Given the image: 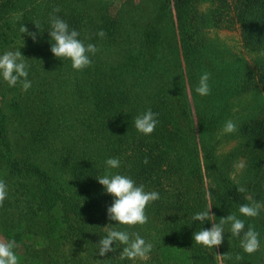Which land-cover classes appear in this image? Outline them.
Returning a JSON list of instances; mask_svg holds the SVG:
<instances>
[{
  "label": "trees",
  "instance_id": "16d2710c",
  "mask_svg": "<svg viewBox=\"0 0 264 264\" xmlns=\"http://www.w3.org/2000/svg\"><path fill=\"white\" fill-rule=\"evenodd\" d=\"M145 2L0 0V50L14 43L32 85L27 92L19 83L1 88L0 78V99L12 108L8 116L0 108V180L7 185L0 239L16 241L19 264H217L216 254L231 255L221 264H264V209L255 218L239 215L248 197L264 203V0ZM52 16L97 47L90 67L76 71L51 52ZM232 21L250 62L240 55L229 61L208 35ZM22 26L37 39L21 33ZM101 30L106 37L97 35ZM205 72L211 91L200 96L195 88ZM244 93L259 108L241 110L237 130L221 133L238 103L232 99ZM148 109L158 124L146 136L134 119ZM12 124L19 127L14 133ZM222 139L236 144L219 154ZM109 158L120 167L108 169ZM236 158L245 165L238 183L230 176ZM106 172L159 193L146 208V224L108 219L115 198L97 181ZM210 208V221L192 220ZM231 213L245 231L254 226L259 233L256 253L243 252V233L232 236L230 225L218 248L195 244V232ZM109 225L151 243L148 258L119 260L123 246L115 242L116 251L101 257L96 245Z\"/></svg>",
  "mask_w": 264,
  "mask_h": 264
},
{
  "label": "clouds",
  "instance_id": "9594fccd",
  "mask_svg": "<svg viewBox=\"0 0 264 264\" xmlns=\"http://www.w3.org/2000/svg\"><path fill=\"white\" fill-rule=\"evenodd\" d=\"M59 12L60 9H54ZM36 27L40 29L39 24L35 23ZM51 29L49 35L51 37L52 46L51 52L58 59H67L71 61V66L76 71H82L92 64L91 56H94L98 51L94 44H87L81 41L79 32L69 29V25L56 16L50 17ZM41 30V29H40ZM21 33L31 36L35 41L37 36L35 33L28 32L24 26L20 29ZM97 35L100 38L106 37L104 31H99ZM260 55L264 56V52ZM25 57L21 51H6L0 55V78L6 82L10 87H16L19 83L23 91L27 92L31 88V81L28 77V65L25 63ZM210 73H203L200 78L195 91L200 96H207L210 94ZM156 113L151 109L141 113L134 119V126L136 130L144 135H151L157 127L158 119ZM237 130L236 124L232 120L225 122L222 132L225 134H232ZM144 164L148 160L143 161ZM108 169H118L120 161L118 158H109L105 161ZM242 167V165H241ZM100 185L104 186L107 194L113 196L114 202L107 208V217L110 221L117 222L118 225L134 227L136 225H144L148 222L146 215L147 206L157 201L159 193L156 191H146L143 184L137 186L134 180L126 175L114 174L106 172L105 175L97 178ZM238 191L244 192L243 187ZM7 198V185L3 180H0V206ZM247 204L239 207V215L248 218L257 217L261 210L264 209V203L251 200ZM211 209L196 213L193 221H210L212 215ZM230 225V232L232 236L240 237L243 233V238L240 240V247L243 252L252 255L260 249L259 233L254 226H249L245 231V223L238 218L236 213H231L226 218L219 220L218 224L213 223L210 230L202 229L194 233V241L196 245H201L209 249L218 248L222 243L225 233L224 226ZM106 235L96 245L99 249L101 257L106 256L109 252H115L116 249L112 247L113 243L122 245L123 251L120 253L119 260L144 261L148 258L152 251V244L146 242L138 233L131 235L127 231L117 230L111 225L104 228ZM17 248V243L14 239L4 240L0 239V264H19V257L14 251ZM227 256L231 259V255L216 254L217 264H221L222 259ZM236 261L243 260V256L237 255ZM96 264H102L97 260ZM104 264V262H103Z\"/></svg>",
  "mask_w": 264,
  "mask_h": 264
},
{
  "label": "rangeland",
  "instance_id": "374dc122",
  "mask_svg": "<svg viewBox=\"0 0 264 264\" xmlns=\"http://www.w3.org/2000/svg\"><path fill=\"white\" fill-rule=\"evenodd\" d=\"M115 3L118 5L119 2H122L124 0H114ZM142 0H133L134 3H139ZM147 3V0H145ZM209 31V37L213 40L212 43L215 46H220L221 49H225L227 50L228 54L230 55V59H228L229 61L234 60V56H241L243 58H245L248 62L251 61V55L243 48L242 43H241V39H240V31H239V27L238 25H234L233 21H232V25L229 28H221V29H217V28H210L208 29ZM2 46H6L3 51L0 50V52L5 53L6 51H13L14 50V43L5 45L3 44ZM1 49V48H0ZM226 57H229L226 55ZM237 67H239L240 65H236ZM7 85L6 82H4L1 78V88L3 87V85ZM255 99V100H254ZM234 101V103L238 102L237 105H234L233 108V112L231 115V118L229 117L228 120H232L234 123L235 119L237 118V115H239V112L241 110H244L245 112H249L252 109V106L255 105L256 108H259V104L260 101L254 97L253 94H248L246 95L244 93L243 95H239L235 98L232 99ZM252 104V105H251ZM0 108L3 110V112L8 116L10 114V111L12 110V108H8L7 104H4V100L0 99ZM225 124V123H224ZM224 124L221 127V133L222 132V128L224 126ZM17 127V128H16ZM14 128V125H9L8 129L10 131V133H14L17 131V129H19L18 126H16ZM11 129L16 130L14 132H11ZM236 144V140L235 139H222L220 144L217 146V153H226L229 149H231L232 147H234V145ZM232 161V159H231ZM230 161V162H231ZM242 165V167H241ZM244 160L236 158L233 160V162H231V179L232 181H236L237 183L239 182V176L241 175L242 169L244 168ZM234 184H236L235 182H233ZM179 260V259H178ZM174 264V263H171Z\"/></svg>",
  "mask_w": 264,
  "mask_h": 264
}]
</instances>
